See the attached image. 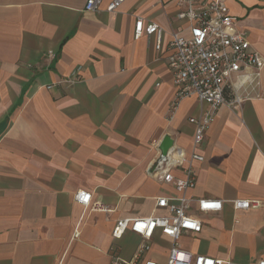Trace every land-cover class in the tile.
Returning a JSON list of instances; mask_svg holds the SVG:
<instances>
[{
    "label": "crops",
    "instance_id": "crops-1",
    "mask_svg": "<svg viewBox=\"0 0 264 264\" xmlns=\"http://www.w3.org/2000/svg\"><path fill=\"white\" fill-rule=\"evenodd\" d=\"M114 1L88 12L87 0H0V264L130 260L143 238L128 231L115 240L118 220L168 216L155 210L157 198L182 195L147 168L159 155L151 144L166 136L184 150L187 167L190 119L208 109L190 97L170 117L171 33L189 32L177 20V0H124L108 11ZM218 1L264 59V0ZM138 17L165 31L161 51L155 36L136 38ZM261 91L237 110L221 106L197 149L204 160L194 162L196 185L185 196L203 230L178 238L190 254L264 261V71ZM79 190L93 195L91 206L76 202ZM204 198L223 201V210L199 212ZM236 200L259 205L236 210ZM171 247L157 233L139 264L166 263Z\"/></svg>",
    "mask_w": 264,
    "mask_h": 264
},
{
    "label": "built area",
    "instance_id": "built-area-1",
    "mask_svg": "<svg viewBox=\"0 0 264 264\" xmlns=\"http://www.w3.org/2000/svg\"><path fill=\"white\" fill-rule=\"evenodd\" d=\"M102 0H87L85 9L88 12L99 11ZM124 0H115L108 11L116 10ZM177 20L186 26L189 36L182 31L171 33L170 54L167 64L172 71L175 85V96L170 106L172 118L184 99L196 97L208 109L199 117L190 119L194 125L193 153L189 165L183 167L186 159L184 150L174 145L165 157L160 150L161 141L151 145L158 150L159 155L147 168V174L160 184H170L177 192L167 193L157 198L156 209H166L168 216H152L148 218H131L118 220L112 237L120 240L128 232L143 238L133 258L126 260L118 254H113L111 264H139L147 251L150 241L159 233L172 241V247L166 263L146 261L144 264H230L204 255H193L184 251L178 243L183 232L200 233L203 230L201 220L190 211L191 200L185 192L196 185L194 162L203 161L197 149L203 146L205 135L215 122L221 106L237 110L253 99H261L263 85L264 59L256 52L245 31L236 29L237 18L228 13L227 7L218 0L202 2L201 0H177ZM185 30V29H184ZM144 33L156 37L155 48L162 49L165 31L155 23L145 24L142 17L135 22V36L140 38ZM51 56L54 54L51 52ZM242 76L250 80L240 89L234 85ZM54 86H49L52 89ZM174 169H182L184 178L173 175ZM93 195L86 190H79L75 195L77 203L89 207ZM197 210L201 213H215L223 210L221 200L204 198L196 201ZM236 210H249L258 207L259 203L252 200H236L233 202ZM95 210H108L101 204H93ZM259 264H264V261Z\"/></svg>",
    "mask_w": 264,
    "mask_h": 264
},
{
    "label": "water",
    "instance_id": "water-1",
    "mask_svg": "<svg viewBox=\"0 0 264 264\" xmlns=\"http://www.w3.org/2000/svg\"><path fill=\"white\" fill-rule=\"evenodd\" d=\"M174 145H175L174 140L171 137L166 136L162 140L161 145H160V150H161V153H162V157H165L167 152L169 151V149L171 147H173Z\"/></svg>",
    "mask_w": 264,
    "mask_h": 264
},
{
    "label": "clouds",
    "instance_id": "clouds-1",
    "mask_svg": "<svg viewBox=\"0 0 264 264\" xmlns=\"http://www.w3.org/2000/svg\"><path fill=\"white\" fill-rule=\"evenodd\" d=\"M250 80L249 76H242L237 83L234 85L236 89H240Z\"/></svg>",
    "mask_w": 264,
    "mask_h": 264
}]
</instances>
